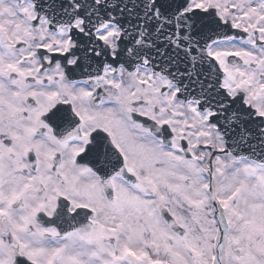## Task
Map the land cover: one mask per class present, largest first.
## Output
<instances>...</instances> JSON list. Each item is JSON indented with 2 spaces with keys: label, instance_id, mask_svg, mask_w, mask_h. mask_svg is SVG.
<instances>
[{
  "label": "snow or ice",
  "instance_id": "obj_1",
  "mask_svg": "<svg viewBox=\"0 0 264 264\" xmlns=\"http://www.w3.org/2000/svg\"><path fill=\"white\" fill-rule=\"evenodd\" d=\"M0 264H264V0H0Z\"/></svg>",
  "mask_w": 264,
  "mask_h": 264
}]
</instances>
